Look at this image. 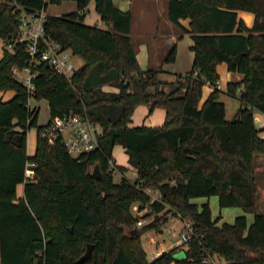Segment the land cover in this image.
Segmentation results:
<instances>
[{
    "label": "trees",
    "instance_id": "1",
    "mask_svg": "<svg viewBox=\"0 0 264 264\" xmlns=\"http://www.w3.org/2000/svg\"><path fill=\"white\" fill-rule=\"evenodd\" d=\"M63 1L75 2L77 11L45 16L44 35L83 63L70 79L36 64L34 99L47 102L48 121L75 114L93 123L99 128L98 146L73 158L59 141L49 145L40 137L39 108L27 107L26 88L12 68H23L29 60L27 43L17 41L21 12H44L47 1L0 0V264H78L87 245H92L91 256L80 264H210L214 256L225 264H264V214L256 213L254 164L256 156L264 155L262 130L254 123L255 111L264 115V0H167V18L177 38L189 35L193 42L191 70L177 77L170 93L158 75L163 64L175 61V45L158 65L142 70L129 37L130 11L120 10L113 0L49 3ZM91 1L106 29L84 22ZM238 12L253 15L250 27ZM223 63L228 72L243 76L226 85V94L240 103L232 121L219 100L217 66ZM204 85L212 92L201 104ZM178 89L184 90L182 96H175ZM7 92L12 97L5 101ZM140 105L149 114L162 109L163 124L129 127ZM33 128L35 151L28 156L27 132ZM115 146L127 154L134 179L125 178L127 169L114 164ZM28 162L36 165L35 178L25 182ZM96 164L101 180L87 176ZM116 172L122 174L118 183ZM146 189L159 199L151 202ZM211 196L220 208L254 214L253 222L247 226L242 215L218 225L208 203L191 202ZM134 204L149 206L143 218L153 216L152 222L137 227ZM171 215L191 222L194 233L186 245L150 260L141 236L160 232ZM179 251L185 259L176 261Z\"/></svg>",
    "mask_w": 264,
    "mask_h": 264
},
{
    "label": "rangeland",
    "instance_id": "2",
    "mask_svg": "<svg viewBox=\"0 0 264 264\" xmlns=\"http://www.w3.org/2000/svg\"><path fill=\"white\" fill-rule=\"evenodd\" d=\"M47 1V7H46V13L48 16H51L52 13H59V15H66L77 11V7L75 5V2L73 1H63L61 4H51L49 3V0ZM116 1V0H115ZM120 9L123 11L131 10L133 13V21H132V28L131 32L129 34V37L131 38L132 44L137 50V43L139 40H141V37H145V33H140V25L137 13L138 10L133 7H128L124 3L116 2ZM164 14L160 12L159 16V22L156 24V28L159 32L166 31V27L163 24V17L165 20L167 19V13L166 9H163ZM94 14V13H93ZM87 23H91V25H94L101 29H106V25L101 22L100 20H87ZM162 32V33H163ZM178 32V31H177ZM164 34V33H163ZM157 37L158 35H154ZM145 39V38H144ZM156 39V38H155ZM149 39L148 44L152 47L153 56L155 58L154 65H158V63L167 55L168 50L165 51L164 44L165 40L164 38L157 39ZM145 41V40H144ZM178 44L176 47V56L175 61L173 63H165L162 67V72L158 75L159 81L162 83V89L166 93H170L171 91L175 90L177 85L175 84L176 79L180 75L186 74L188 71L191 70L192 67V60H193V53L190 49V44H192V39L189 36L183 35L180 39H178ZM164 42V44H163ZM4 44L2 40H0V58L2 56ZM160 47V48H159ZM162 48V49H161ZM157 58V59H156ZM141 60V58L139 57ZM72 63L75 66H81L82 60L79 57L73 56L71 59ZM153 62V61H152ZM139 63V62H138ZM143 62L141 61L139 63L140 68L144 67ZM142 66V67H141ZM218 72L220 74L221 80H220V88L221 89V95L219 100L224 103L225 110H226V118L232 119L234 115V111L238 108V105L240 106L239 101L236 98H232L226 94V81H225V66L221 65L218 68ZM232 76V75H231ZM232 81V80H230ZM110 86H104L103 90H111L108 88ZM114 89V88H113ZM114 91H116L114 89ZM184 93L183 89H178L175 91V96H182ZM207 95V88H204V96L203 99H205ZM12 97L11 92H7L4 95H2L3 100H9ZM32 105H35L39 108V114H38V124L44 125L49 120V110H48V104L45 100L40 101H33ZM164 122V111L162 109L156 108L153 110L152 113H148V107L144 105L138 106L131 117V121L129 123V127H138V126H145V127H158L161 126ZM99 130V128H96ZM35 140H36V129H31L27 132V140H26V149H27V155L32 156L35 151ZM112 157L115 159L116 164L120 167H130L128 164V156L123 150L121 146H115L112 152ZM121 175L119 172H116L114 174V182L118 183L121 179ZM127 179H134V172L131 168L125 172L124 175ZM257 184L259 187V195H262L264 193V170L258 171L256 174ZM23 192V186L17 187V195L21 196ZM151 194L153 196H157L156 191L151 189ZM200 198L194 199V203L199 205L198 201ZM208 199H210V210L212 214V218H216L217 216H221L223 218V221H232L230 220L234 214L235 211H240L244 216H246L248 223H250L251 219L253 218L254 214L250 213H244L242 210H240L239 207H226V208H220L218 206L217 198L216 196H211ZM258 202L260 201V204L258 206L259 208H263L264 199L262 196L258 197ZM198 202V203H197ZM132 210V209H131ZM133 213V212H132ZM170 218H173V216H169ZM165 226V225H164ZM163 226V233L161 239H163V244L165 247H168L170 243H174L179 240L180 234L184 231V222L179 219L175 218V220L165 226L164 229ZM154 232V231H151ZM158 233V232H155ZM141 242L143 245L144 250L146 249L145 246V234L141 236Z\"/></svg>",
    "mask_w": 264,
    "mask_h": 264
},
{
    "label": "built area",
    "instance_id": "3",
    "mask_svg": "<svg viewBox=\"0 0 264 264\" xmlns=\"http://www.w3.org/2000/svg\"><path fill=\"white\" fill-rule=\"evenodd\" d=\"M15 2V1H14ZM20 10L19 7L16 8ZM44 12L39 14H27L21 12L22 28L18 33L17 41L27 43V54L29 57L28 65L23 68H12V74L15 79L22 84L27 91V107L31 110L35 105V88L33 79L35 73L32 67L39 63L47 64L57 74L70 79V77L80 68L75 66L71 59L73 55L69 50H64L59 44L52 41L44 35L43 22ZM10 48V44L8 45ZM40 137L45 139L49 145L59 141L65 148L67 154L73 158H80L94 151L98 146L96 126L86 118L75 114H69L63 117L55 118L44 124ZM112 164V162H111ZM35 164L28 162L25 167V182L35 178ZM145 192L151 196V202L159 199V196H153L151 189ZM132 212L139 218L137 227H143L152 222L153 216L143 218L150 212L149 206L140 207L138 204L132 206ZM184 222V231L180 234L177 241L179 246L186 245L194 233L193 225L188 220H183L178 215L174 216ZM210 264H216L207 261Z\"/></svg>",
    "mask_w": 264,
    "mask_h": 264
},
{
    "label": "crops",
    "instance_id": "4",
    "mask_svg": "<svg viewBox=\"0 0 264 264\" xmlns=\"http://www.w3.org/2000/svg\"><path fill=\"white\" fill-rule=\"evenodd\" d=\"M113 1H114L115 5L118 8H119V6L117 5L116 2L124 3L125 5H127L130 8L131 7H133V8L136 7V9L138 10V13H137L138 19L137 20L139 21V25H140V33H143V32L145 33V37H144L145 39L143 37H141L142 39L138 41L137 50H136V58H137L138 62L140 63L142 61L143 64H144L143 65L144 67L141 66L142 70H146L150 65L155 63V61H154L155 58L153 56V51H152L153 49L148 44V40L149 39H155V38L157 39L158 36H159V38H164L165 44L163 42V44H164L163 48L165 49V51L169 50L173 45H175L177 47V44L179 42L178 38H177L178 32L171 25V23L168 21V18L165 20V18L162 15V18L164 20L163 24L166 27V31H164V32L162 31L164 34L162 32H159L158 29L155 27L156 24L159 22V16H160L159 14H160V12L162 14H164L163 9L164 8L166 9L167 0H116V1L113 0ZM75 5H76V3H75ZM120 10H122V9H120ZM128 11L131 12L132 21H133V13H132L131 10H128ZM44 15L48 16L47 13H46V9L44 11ZM238 15L245 22V24L248 27H250L252 25L253 19H254L252 14L246 13V12H238ZM51 16H60V15H59V13H52ZM87 20H90V21L91 20H98L99 21V16L94 11V2L93 1H91V3L88 5L87 14H86V17L84 19V22L86 24L91 25V23H87L88 22ZM181 23L185 27H188L189 23H188L187 20L181 21ZM154 35H158V36L155 37ZM186 36H189V35H186ZM192 44H193V42H192ZM192 44H190V47L192 46ZM139 57L141 58V60L139 59ZM192 62H193V60H192ZM221 65H224L225 69H226V72H225L226 73L225 74L226 85L228 83H230V82H241V80L243 79V76L239 75V74H233V73L228 72L227 68H226V65L224 63L217 66V72H218V68ZM218 74H219V72H218ZM220 80H221V77H220V74H219L218 88H220V83H219ZM230 80H232V81H230ZM108 88H110L111 90H107V91L114 92V89L112 87H108ZM204 88H207V95H206L205 99L202 100L203 96H204ZM219 90H221V89H219ZM211 92H212V88L211 87H209L208 85H204L203 86L201 104L207 99V97L209 96V94ZM238 108H239V105H238ZM237 109L234 111V114L237 111ZM254 123H255V126H256L257 129L262 130L261 133H260V136L262 138H264V115L255 111L254 112ZM114 164L116 166H118L116 164L115 159H114ZM254 164H255V168H256V172H255V175H256L258 171L264 170V155L256 156L254 158ZM124 168L129 170V168H131V167H124ZM133 172H134V177H135V170H133ZM121 178H122V175H121ZM258 189H259V187H258ZM259 196H262L263 199H264V193L262 195H259ZM193 200L191 202L194 203ZM197 201L199 202V203L197 202L199 205H202L204 203H208V205L210 204V199H208V198H200ZM217 202H218V199H217ZM259 204H260V201L259 202L257 201V203H256V213L257 214H264V206H263V208H259L260 210L258 211ZM263 205H264V203H263ZM242 215H244V214H242L240 211H235L233 216H232V218L230 219L232 221H228V222L223 221V218L219 215V216L216 217V218H219V221H218L217 224L218 225H221L222 223L232 224L236 217L242 216ZM175 218L176 217H174V216H173V218L169 217V219H168L167 223L165 224V226L167 224L173 222L175 220ZM213 219H215V218H213ZM246 221H247V218H246ZM252 222H253V218L251 219L250 223H248V221H247V226H249ZM165 226H164V229H165ZM162 233H163V228L158 233L151 232V231L145 233V246H146L145 251H146L147 256L149 257L150 260H152V259L156 258L157 256H159L163 251H167V250H170V249H172L174 247H178L179 246L178 242L176 241L174 243H170L168 245V247H165L164 244H163V239H161ZM211 261L213 263H216V264H225V262L223 260L219 259L216 256L212 257ZM171 264H182V263H171Z\"/></svg>",
    "mask_w": 264,
    "mask_h": 264
},
{
    "label": "water",
    "instance_id": "5",
    "mask_svg": "<svg viewBox=\"0 0 264 264\" xmlns=\"http://www.w3.org/2000/svg\"><path fill=\"white\" fill-rule=\"evenodd\" d=\"M233 119H231L232 121ZM87 176L96 180H101L102 178V174L101 171L99 169V166L96 164L93 169L91 171H89L87 173ZM69 230L71 231V228H69ZM134 233H136V231H134ZM92 253V245H87L86 251L85 253L77 260V263H83L85 262L87 259L90 258ZM174 260L176 261H181L185 259V253L184 251H179L177 252L174 256H173Z\"/></svg>",
    "mask_w": 264,
    "mask_h": 264
}]
</instances>
